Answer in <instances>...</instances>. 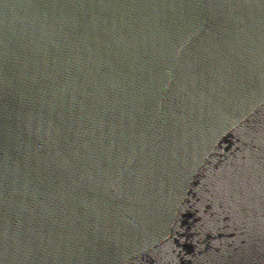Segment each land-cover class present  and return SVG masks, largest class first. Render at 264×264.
I'll return each instance as SVG.
<instances>
[{"label":"water","instance_id":"water-1","mask_svg":"<svg viewBox=\"0 0 264 264\" xmlns=\"http://www.w3.org/2000/svg\"><path fill=\"white\" fill-rule=\"evenodd\" d=\"M0 264H264V0H0Z\"/></svg>","mask_w":264,"mask_h":264}]
</instances>
